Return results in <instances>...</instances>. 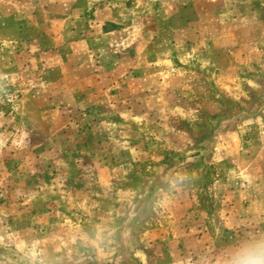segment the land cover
<instances>
[{"label": "rangeland", "instance_id": "rangeland-1", "mask_svg": "<svg viewBox=\"0 0 264 264\" xmlns=\"http://www.w3.org/2000/svg\"><path fill=\"white\" fill-rule=\"evenodd\" d=\"M250 228L264 0H0V264H204Z\"/></svg>", "mask_w": 264, "mask_h": 264}, {"label": "clouds", "instance_id": "clouds-1", "mask_svg": "<svg viewBox=\"0 0 264 264\" xmlns=\"http://www.w3.org/2000/svg\"><path fill=\"white\" fill-rule=\"evenodd\" d=\"M177 187L181 180L176 179ZM112 233L101 230L96 234L95 243L111 242ZM27 264H48L45 254L37 246L26 253ZM204 264H264V229L250 228L235 236L223 247L207 254Z\"/></svg>", "mask_w": 264, "mask_h": 264}]
</instances>
